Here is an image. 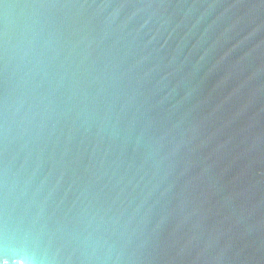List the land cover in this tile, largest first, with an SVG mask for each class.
<instances>
[{
  "label": "water",
  "instance_id": "obj_1",
  "mask_svg": "<svg viewBox=\"0 0 264 264\" xmlns=\"http://www.w3.org/2000/svg\"><path fill=\"white\" fill-rule=\"evenodd\" d=\"M0 264H264V0H0Z\"/></svg>",
  "mask_w": 264,
  "mask_h": 264
}]
</instances>
